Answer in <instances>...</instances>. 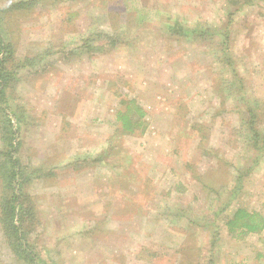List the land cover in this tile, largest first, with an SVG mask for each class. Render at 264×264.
<instances>
[{
	"label": "rangeland",
	"instance_id": "1",
	"mask_svg": "<svg viewBox=\"0 0 264 264\" xmlns=\"http://www.w3.org/2000/svg\"><path fill=\"white\" fill-rule=\"evenodd\" d=\"M17 1L0 0L17 59L47 52L20 68L9 108L21 162L45 174L22 191L33 262L0 224V264H264V230L223 226L237 206L264 216V150L254 162L240 98L242 83L264 131V0ZM100 33L119 37L102 50ZM129 100L133 133L116 122Z\"/></svg>",
	"mask_w": 264,
	"mask_h": 264
},
{
	"label": "trees",
	"instance_id": "2",
	"mask_svg": "<svg viewBox=\"0 0 264 264\" xmlns=\"http://www.w3.org/2000/svg\"><path fill=\"white\" fill-rule=\"evenodd\" d=\"M32 0H19L11 3L9 8L11 9H28L33 6ZM111 28L117 29L118 24L112 18ZM116 24V25H115ZM0 25V182L6 196L0 200V207L2 208L0 224L1 229L6 237L7 243L17 257L24 260H33V254L27 246L26 236L27 231L22 228L23 222L29 216V219L35 220L33 214L34 204L30 199H22L24 193L23 188L28 185L31 179L40 177L45 173L39 168H29V166L21 162L18 156V129L12 122L13 113L9 108L8 91L12 88V83L15 80L20 68L27 65H33L40 62L46 54V49L32 57H24L19 60L15 55V45L12 42L11 37L8 35L9 31H2ZM169 34L173 35L174 32H181L185 36H192L204 34L207 29L204 27L202 31L197 29H188L183 26H168ZM171 27V29H170ZM9 30L10 28L7 27ZM10 33L12 31L10 30ZM194 33V34H193ZM223 42L218 47L220 55H226L227 51V30L222 33ZM102 38H106V43H100L99 48L102 50L105 45L112 46L119 35L116 34L113 37L106 33H100ZM99 36V34H98ZM223 46V47H221ZM227 62L229 60L227 59ZM229 64V63H228ZM240 98L244 103L246 110V119L243 124L248 134L249 141L256 149L253 161L257 162L264 150V131L257 126L258 116L262 113L259 111L255 98L244 88V85H240ZM256 105V106H255ZM263 114V113H262ZM142 111L138 105H135L133 100L127 101V105L124 110H119L116 115V122L119 123L120 130L125 133H133L136 128L142 124ZM252 163V166L255 163ZM251 168V167H250ZM242 175L237 177L236 185L231 189L230 198L234 199L242 189ZM231 199L226 200L219 206V212L225 211L231 203ZM28 202V205L25 203ZM36 217V216H35ZM33 221H31L32 223ZM223 226L226 231L234 238H243L249 233H258L264 230V216L253 209H249L244 206L235 207L229 215L223 218ZM33 262V261H32Z\"/></svg>",
	"mask_w": 264,
	"mask_h": 264
}]
</instances>
